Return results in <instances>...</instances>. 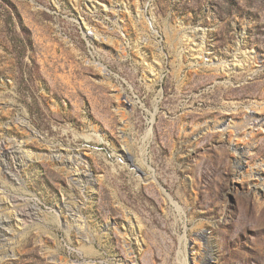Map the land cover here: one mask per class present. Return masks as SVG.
<instances>
[{"label": "rangeland", "instance_id": "obj_1", "mask_svg": "<svg viewBox=\"0 0 264 264\" xmlns=\"http://www.w3.org/2000/svg\"><path fill=\"white\" fill-rule=\"evenodd\" d=\"M0 217V264H264V0H0Z\"/></svg>", "mask_w": 264, "mask_h": 264}, {"label": "bare ground", "instance_id": "obj_2", "mask_svg": "<svg viewBox=\"0 0 264 264\" xmlns=\"http://www.w3.org/2000/svg\"><path fill=\"white\" fill-rule=\"evenodd\" d=\"M201 63V62H200ZM254 122H252V124H253ZM11 150H12V154L14 155V157H17L18 158V156L22 153V151H20V150H18L17 148H15V147H11ZM242 157H243V154L242 153H240V152H237V158H236V174H238L239 172V169H240V166H241V164H242ZM68 160V162L70 163V161H72V160H70V158H67ZM234 168V167H233ZM137 169H139L138 167H137ZM79 174V173H78ZM254 175L255 176H258V172L257 171H254ZM256 178V177H255ZM257 181H258V179H257ZM194 184V183H193ZM258 186V185H257ZM258 188V187H257ZM262 188V187H261ZM152 189H154V188H152ZM1 218V217H0ZM7 219V218H6ZM11 221V220H10ZM10 221L9 220H1L0 221V228L2 229V231L4 230V227H6V226H8L9 224H10ZM9 227H10V225H9ZM8 227V228H9ZM204 234V233H203ZM202 235V234H201ZM210 240V239H209ZM208 240V241H209ZM206 255V254H205ZM207 257V256H206Z\"/></svg>", "mask_w": 264, "mask_h": 264}]
</instances>
